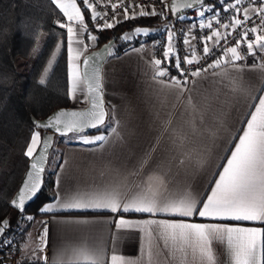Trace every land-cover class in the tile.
I'll return each instance as SVG.
<instances>
[{
    "label": "snow or ice",
    "instance_id": "6c2138e0",
    "mask_svg": "<svg viewBox=\"0 0 264 264\" xmlns=\"http://www.w3.org/2000/svg\"><path fill=\"white\" fill-rule=\"evenodd\" d=\"M101 2L51 0L66 18V22L59 19L55 22L67 33V95L75 101L78 93L83 94L90 107L84 111L61 109L44 122L34 121L35 128L54 129L64 136L83 133L86 128L105 126L109 113L104 106L101 66L96 56L84 59L83 72L78 63L87 48L79 36L88 32L89 41L97 40V36L88 30L86 13H90L92 22L103 20V24L96 23V28L103 30L113 28L122 20L137 17L160 15L166 18V11L183 20L184 17L179 15L182 9L194 10L193 15L198 17V23L190 24L187 31L181 29L183 43L191 48L190 57L185 55L181 59L176 53L173 43L176 32L174 26L169 27L163 60H152L153 79L165 88L174 90L179 99L185 92L193 91L187 87L190 82L195 85L213 70L211 75L226 79L230 91L239 94L244 103L238 102L233 109L237 115L235 124L230 126L231 134L223 142L222 151L226 154L220 158L224 162L216 165L219 171L211 174L213 178L208 180L210 190L205 192L204 198L194 192L190 185L180 188L170 186L164 176L155 171L145 173L136 185L117 172L119 178L86 191L70 192L66 199L59 201V206L64 210H106L113 214L107 221L114 226L109 237L110 246L108 240L85 238L61 245L50 258L46 252L48 227L45 223L39 237L40 244L31 249V258L35 264H264V0H218V3L210 0H171L170 4L160 0L163 7L159 9L155 5L135 3L134 0H107L105 6L111 9V22L105 19L107 12L97 10ZM208 13L212 15L207 16ZM196 29L206 30L199 37L203 45L202 55L199 56L192 43L198 38ZM148 31L146 28L134 30L136 35H147ZM123 38L131 39L127 34ZM217 49L219 55H216ZM60 51L61 44H57L39 84L46 83ZM104 52L112 55L107 45ZM213 56L215 58L211 63L201 64V60ZM249 57L253 58L250 65L247 64ZM165 62H174L179 75L170 76L168 68L161 66ZM182 65L192 67L189 69ZM216 69L219 71H214ZM246 72L258 74L261 81L259 86L252 87L246 83ZM164 77L169 79H159ZM189 77L193 79L190 81ZM219 98L217 95L216 101ZM185 103L187 108L200 113V120L175 128L171 126V120L166 122V131L175 145L174 155L176 151L179 152L175 163L185 169L204 168L210 152L207 141L211 140L215 146L218 133L223 130V122L215 111L218 105L214 101H206L202 106L189 94ZM111 131L115 133L116 129L111 128ZM80 140L84 144L103 146L107 137L103 134L94 137L81 135ZM50 146L51 137L42 140L39 131L32 132L24 152L32 160L30 170L17 197L11 201L20 213H24L26 201L41 189ZM150 165L160 166L151 153H145L129 175H139ZM52 210L51 205L40 209L42 212ZM124 214H143L147 218L131 219ZM197 216L206 222L191 219ZM25 218L33 220L32 216ZM66 223L86 226L95 222L74 219ZM9 227L8 219L0 221V236H4ZM130 231L142 234L139 255L135 258L122 254L120 247L123 235ZM0 243L11 242L5 238ZM216 245L222 246V252L217 251ZM28 248L25 245V254Z\"/></svg>",
    "mask_w": 264,
    "mask_h": 264
},
{
    "label": "crops",
    "instance_id": "0c3cea01",
    "mask_svg": "<svg viewBox=\"0 0 264 264\" xmlns=\"http://www.w3.org/2000/svg\"><path fill=\"white\" fill-rule=\"evenodd\" d=\"M102 1L107 3V0ZM64 19L66 22L65 17ZM138 28L146 27L138 26ZM87 36L88 32L79 36V39L84 40L87 45L78 61L79 64L82 56L95 45V42H86ZM74 47L80 46L74 45ZM152 56V47L146 43L125 48L117 54L112 53L104 61L102 67L103 97L109 113L107 123L97 132L75 134V140L62 145L58 164L52 168L54 198L41 206L43 208L51 205L53 210L51 212L39 210L38 217L32 223L30 221L17 238L22 246V264H35L31 258V249L40 244L39 237L45 223L48 227L46 252L50 258L61 245L80 239H104L109 241L110 246L109 237L114 231V226L107 221L113 214L106 210H64L59 206V201L66 199L70 192L86 191L119 178L117 172L127 176L133 185L140 183L145 173L151 170L162 174L170 186L175 185L180 188L190 185L194 192L200 194L201 198H204L205 192L210 190L208 180L213 178L211 175L213 172L219 171L216 165L224 162L220 158L226 154L222 151L223 142L231 134L230 126L235 124L237 113L233 109L238 102L243 104L244 101L239 94L230 91L226 79L221 80L220 77L212 76L211 71L213 70L206 74L205 79L198 80L195 85L190 83L187 87L193 91L185 92L177 99V93L174 90L165 88L153 79L152 60L154 57ZM252 62L253 58L249 57L247 64L250 65ZM214 71H219V69ZM159 79L167 80L169 77ZM244 79L252 87L259 86L261 83L258 74L253 72L244 73ZM189 94L193 95L202 106L206 104V101H214L218 105L215 111L223 122V130L219 131L215 146L211 140L207 141L210 152L208 163L204 168L185 169L175 163V157L179 155V152L176 151L174 155L175 145L169 132L166 131L168 127L166 122L169 120L173 128L180 124L187 126L192 121L199 122L200 113L193 112L191 108L186 107L185 98ZM217 95L220 97L218 101H216ZM85 104L83 94L78 93L75 101L70 99L72 108L83 107ZM111 128H115L116 132L113 133ZM100 134L107 137L103 146L84 144L80 140L81 135L94 137ZM153 149L155 151H152ZM145 153H151L154 161L159 162L160 166L150 165L139 175H129ZM60 165L63 167L61 168ZM124 215L131 219L147 218L143 214ZM74 219H87L95 223L86 226L66 223ZM191 219L195 222H206L198 216ZM141 235L138 231L125 233L120 241L122 254L127 257H137ZM25 245L29 246L27 254H25ZM216 248L218 252H222V246L216 245Z\"/></svg>",
    "mask_w": 264,
    "mask_h": 264
},
{
    "label": "trees",
    "instance_id": "16d2710c",
    "mask_svg": "<svg viewBox=\"0 0 264 264\" xmlns=\"http://www.w3.org/2000/svg\"><path fill=\"white\" fill-rule=\"evenodd\" d=\"M81 7L83 10L82 5ZM165 16L166 18L157 15L153 20L149 16L137 17L103 30L96 28L90 19V13H86V20L89 31L97 36L93 46L95 47L112 37H115V45L122 37L121 32L133 30L138 26L158 28L170 16V12L166 11ZM58 19L65 22L63 14L51 0H0V221L11 210L14 211L10 200L28 166L30 158L26 157L24 152L32 132L37 129L31 117L43 119L56 109L70 106V98L67 95V33L66 29L60 28L55 22ZM57 44H61V51L56 55L46 83L41 85L38 81L47 68ZM125 48H128L126 43H121L110 51L117 54ZM173 72L169 73L170 76ZM105 106L107 108L106 104ZM96 130L99 129L87 132ZM4 136L5 138L1 139ZM57 161L54 164L56 166ZM43 175L41 190L38 196L25 206V213L39 215L41 206L54 198V171L44 172ZM3 237L1 236L0 240ZM4 251L3 243H0V253Z\"/></svg>",
    "mask_w": 264,
    "mask_h": 264
},
{
    "label": "built area",
    "instance_id": "2783aa9c",
    "mask_svg": "<svg viewBox=\"0 0 264 264\" xmlns=\"http://www.w3.org/2000/svg\"><path fill=\"white\" fill-rule=\"evenodd\" d=\"M115 2V0L113 1ZM127 2V0H126ZM135 3H140V4H146V5H155L157 9L163 7L160 4V0H134ZM168 3L169 0H166ZM212 3H218V0H210ZM105 2H101L99 7L97 8L98 11L101 12H107L108 16L105 17V19H109L112 16L111 9L109 7L105 6ZM117 11H120L117 9ZM194 10H186L179 15H182L184 17L183 20L178 19L177 15H172L170 13V16L161 24L157 27H146L148 29V34L145 35L143 33L136 35L134 30L132 32V35H130L131 39H125L126 40V47H132L133 45L137 44H150L153 50V56L154 59H162L163 60V51L165 50L166 47V42H167V29L169 27H173V30L176 32V36L174 38V46L176 53L180 56L181 59L185 55H188L190 57L191 55V48H189L188 45H185L183 43V36L181 35V29L184 31H187L188 27L190 24L193 23H198V17L193 15ZM207 16H211V13L206 14ZM103 20H98L95 23H100L103 24ZM227 22V21H225ZM206 30H195V34L197 35V40L192 41V43L195 45L197 49V55H202V43L200 42L199 37L203 35V32ZM223 31V30H222ZM210 43V42H209ZM220 51L219 49L216 50V55H219ZM215 56L212 58H209L207 60H201V64H207L211 63L212 59H214ZM174 62L168 63L165 62L162 64V67H167L169 70V73L174 71L171 76H178L179 73L173 66ZM183 67L191 68L192 66L189 65H182ZM199 66V65H196ZM211 71V70H210ZM193 78L189 77V80L191 81ZM191 83V82H190ZM189 83V84H190ZM188 84V85H189ZM3 247L5 248V251L3 253H0V264H22L23 263V252H22V246L19 243L16 242H11L10 244H3Z\"/></svg>",
    "mask_w": 264,
    "mask_h": 264
},
{
    "label": "water",
    "instance_id": "95a60500",
    "mask_svg": "<svg viewBox=\"0 0 264 264\" xmlns=\"http://www.w3.org/2000/svg\"><path fill=\"white\" fill-rule=\"evenodd\" d=\"M168 3L170 4V3H171V0H169ZM186 10H187V9H182V10L180 11V13H182V12H184V11H186ZM169 12L171 13V11H169ZM180 13H179V14H180ZM171 14L174 15L173 13H171ZM114 41H115V37H112V38L108 39L107 41H105L104 43L100 44L99 46H95V47L91 48L89 51H87V52L82 56L81 61H80V70H81V72L84 71V67H85L84 64H83L84 59H85V58H89V57H93V56H96L97 63L101 66V70H102L103 63H104V61L106 60V58L109 56L108 54H106V53L104 52L105 46H106V45L109 46V49L111 50V47H112L111 45H113ZM97 53H99L100 55L97 56V55H96ZM103 100H104V97H103ZM104 106H105V101H104ZM89 107H90V105L87 103L85 106H83V107H78V108H75V107L72 108V107H70V106L67 107V108H59V109H56V110H54L53 112H51L49 115H47V116H46L45 118H43V119H39V120H37V119L34 118L33 116L31 117V119H32L33 123H34V121L44 122V121H46L50 116H52L55 112H57V111H59V110H61V109H63V110H67V111H84V110L88 109ZM105 109H106V106H105ZM106 111H107V109H106ZM93 129H96V128H86V129L84 130V132H87V131H90V130H93ZM39 130L42 131V136H41L42 140H43V138H45V137H51V146H50V148H52L53 145H54L55 137H56V136H62V135H60L59 133H57L54 129H44V128H40ZM69 134H72V133H69ZM69 134H68V135H69ZM73 135H74V134H73ZM64 136H66V135H64ZM50 148L48 149V152H47V159H46V162H45V168H46L47 163H48V157H49V153H50V151H51ZM27 163H28V166H27V169H26L24 175H22L23 178H22V180H21V182H20L18 188H16V189H17L16 192L14 193V195L12 196V198H11V200H10V206H11V208L14 209L15 211H18V212H19V210L16 209L15 207H13V205L11 204V201H12L14 198L17 197V194H18L20 188L22 187L24 181L26 180L27 173H28L29 170H30V165H31V163H32V160L29 159V161H28ZM43 174H44V173H43ZM43 174H42V181H43V179H44V175H43ZM42 185H43V183H42ZM42 185H41V187H42ZM40 190H41V189H40ZM39 192H40V191H39ZM39 192H38V193H37V194H36L31 200L26 201L25 206H26L27 204L31 203V202H32V201L38 196ZM4 219H8V220L10 221V226H11V216H10V214H8L7 216H5L1 221H3ZM0 237H1V236H0Z\"/></svg>",
    "mask_w": 264,
    "mask_h": 264
},
{
    "label": "rangeland",
    "instance_id": "374dc122",
    "mask_svg": "<svg viewBox=\"0 0 264 264\" xmlns=\"http://www.w3.org/2000/svg\"><path fill=\"white\" fill-rule=\"evenodd\" d=\"M149 17H151L150 19H152V20L157 18V16H149ZM152 24H155V23H152ZM136 28H138V27H135L133 30H135ZM133 30L131 32H128V33H126V32L127 31H130V30H126V31L121 32L122 33L121 34L122 37L120 38L119 41L116 42L115 45L112 46L113 48H111V50H113L115 47H118V45H121V43L125 44L126 43V40L123 37L125 36V34H127L128 36L132 35ZM86 42L87 43H91L92 41H89L87 39ZM55 51H56V49H55ZM51 59H52V56H51L50 60ZM86 104H87V102H86ZM106 123L107 122H105V124ZM100 128L101 127H99L98 129H100ZM34 131H39L41 133V136H42V131L41 130L36 129ZM94 132H97V130L94 131ZM3 138H5V136L4 137H1V139H3ZM75 139H76V136L73 135V134H69V135H66V136H56L55 137L54 145H53V148H52V150L50 152V156H49V159H48V164H47V167H46L45 172H48L49 173L50 171H52V168H53L54 164L56 163L55 161H57V159H58L59 151H60L62 145L64 143L68 142V141H73ZM8 140L9 141H12V139H10V138H8ZM9 214L11 216V225H13V224H15V225L12 226L13 227L12 229L7 230V233L4 235V237L2 238V240L6 238L10 242L19 243L18 242L19 240L17 238L20 237L19 236L20 235V232L22 233L23 230L25 229V227L30 222L25 217L32 216L33 217V220H31V223H32L34 221V219H36L38 217V214H33V213L31 214V213H25V212L24 213H20V212L15 211V210L14 211L11 210Z\"/></svg>",
    "mask_w": 264,
    "mask_h": 264
}]
</instances>
